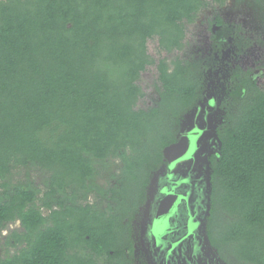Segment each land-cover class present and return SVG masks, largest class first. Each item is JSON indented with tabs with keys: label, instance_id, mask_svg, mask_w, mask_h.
Here are the masks:
<instances>
[{
	"label": "trees",
	"instance_id": "1",
	"mask_svg": "<svg viewBox=\"0 0 264 264\" xmlns=\"http://www.w3.org/2000/svg\"><path fill=\"white\" fill-rule=\"evenodd\" d=\"M206 6L208 0H0V184L7 187L16 168L47 173L41 196L20 184L0 202V225L19 219L24 227L7 244L27 243L0 264L131 263L119 257L131 209L203 95L199 64L179 51L185 25ZM212 22L223 24L220 17ZM149 71L156 103L143 88ZM259 77L264 73L234 72L211 157L205 232L228 264H264ZM108 161L120 166L101 187L104 205L77 200L94 190L98 166Z\"/></svg>",
	"mask_w": 264,
	"mask_h": 264
},
{
	"label": "rangeland",
	"instance_id": "2",
	"mask_svg": "<svg viewBox=\"0 0 264 264\" xmlns=\"http://www.w3.org/2000/svg\"><path fill=\"white\" fill-rule=\"evenodd\" d=\"M257 1L259 0H228L222 6H216L208 0V6L198 13L195 21L185 25V45L183 50L179 51V54H187L188 58L199 64L197 75L203 82V95L199 100L201 109L198 110L195 107L183 116L178 138L183 132H186L192 127L195 128L196 126L194 124H198L200 128L204 129L202 134L206 132L205 134L211 136L213 133H217L216 129L218 125L222 123L228 112L226 107L223 106V102L228 98V91L233 83L232 76L234 72L240 69H246L252 70L256 75L259 72L264 73V0H260L263 4V7L260 6L261 8L257 6ZM216 17H220L223 24L213 23L212 21ZM174 56L175 53L171 54L168 60L174 58ZM148 73L151 74L143 75V88L147 93L149 101L156 103L159 96L157 95L156 86L153 83L154 80L151 77L153 71H149ZM258 81L262 84L264 78L259 77ZM210 98H215L214 106L208 104ZM201 114H203V117ZM202 149L201 147L200 150ZM119 166V161H108L107 165L98 166L97 174L93 179L94 190L87 194L86 199L81 197L80 199L77 198V200H81L80 202H93L96 205L99 203V207H102L107 198L103 197L101 187H107L112 182L113 177L111 175L113 173L118 174ZM159 169L151 171L149 175V182L146 187V195L149 198L147 201L149 203L151 197L154 196V183L158 182L160 178L161 172ZM179 172L184 175L182 170ZM46 177L47 173L36 169L34 166L13 169L6 180L8 183L7 187H3L0 184V202L8 200V196L13 193L14 187L20 184H27L26 186L31 185L36 189L38 188L40 190L39 196H41L43 191L46 190L44 183ZM60 196L61 200L64 201H67V199L70 200L71 198L67 196V193L66 195L65 193H60ZM148 202L142 210L144 214L139 219L134 220V227L138 230L144 228L145 219L148 218L146 214L149 205ZM42 210L47 214L45 209ZM196 221L199 223L196 224ZM202 222H204V231H198L200 232L198 235L199 238H203L205 235L206 215L202 218L195 214L186 220V224L188 225L193 223V225L198 226ZM179 223L177 222V224ZM1 228L0 225V253L4 254ZM175 230L176 228L171 230L170 233L172 235L169 240L175 239V234L173 235V231ZM163 233L164 230H161L160 234L163 235ZM161 238L162 240L159 245L163 243L166 236ZM191 238L187 239V241L192 244ZM135 240L136 252L133 261H135V264H138V259L141 257L140 247L145 243V238L140 235ZM174 246H179V243ZM201 246L205 247L208 252L206 254V249L203 250L200 247L196 253L197 264H228L220 256L216 257L209 252L207 247L208 243L205 239H202ZM7 249L10 250L9 247ZM229 256L232 258V255ZM211 257L212 259L209 261L208 259ZM199 258L201 260L198 263ZM104 259L108 261V259ZM100 261L104 263L103 260ZM229 261L231 264H238L236 260L229 259Z\"/></svg>",
	"mask_w": 264,
	"mask_h": 264
},
{
	"label": "flooded vegetation",
	"instance_id": "3",
	"mask_svg": "<svg viewBox=\"0 0 264 264\" xmlns=\"http://www.w3.org/2000/svg\"><path fill=\"white\" fill-rule=\"evenodd\" d=\"M208 104L214 106L215 98H210ZM196 108L200 110L201 106L199 105ZM194 125L196 126H194L195 128L192 127L181 134L193 135L189 153L173 164H169L165 160V163L159 167L161 174L158 182L154 183V196L151 197L150 203L147 201L149 198L145 194L144 200L131 209L130 226L125 229L127 237L120 240L124 243L121 247L123 248L121 252L124 253L119 252L121 253L119 257L125 260L129 259L131 261L130 264H135V261H133L136 252L135 238L140 235L145 238V243L140 247L141 257L138 259V264H197L196 253L202 247V239H205V236L203 238L198 237L200 234L198 231H204V222L196 226L193 223L191 225L186 224V220L195 214L202 218L208 214L211 157L218 151L219 147L217 133H213L211 136L205 134L206 132L202 134L204 129L200 128L198 124ZM201 147L203 148L202 150H200ZM181 170L184 172V175L180 174L179 171ZM172 193L177 194L175 206L168 214L164 215L167 203H163L160 206V201L164 197L169 196V194L171 196ZM147 202L149 205L146 213L148 218L145 219L146 225L144 223V228L138 230L134 227V220L139 219L144 214L142 210ZM177 222L180 223L177 224ZM198 223L196 221V224ZM1 227V237L3 238L2 243L4 245V254L0 253L1 260L7 256L18 254L21 250L27 248L25 241L14 245V241L11 239L12 245L7 244V239L12 232L17 231L21 233L24 231V227L19 219L6 223L3 226L1 225ZM175 228L176 230L173 231L175 239L169 240L172 235L170 232ZM161 230H164L163 235L160 234ZM165 236L166 239L159 245L162 240L161 237ZM186 238H191L192 244ZM178 243L179 246H174L178 245ZM8 247L10 250L7 249ZM207 247L212 255L219 257L216 250L209 243ZM202 248L203 250L206 249L205 247ZM207 252L206 249L205 253L207 254ZM111 253L115 255L112 250ZM201 258H199L198 263ZM211 259L212 257L208 260L211 261ZM108 262L117 264L115 258H111ZM99 263L105 264L101 261Z\"/></svg>",
	"mask_w": 264,
	"mask_h": 264
},
{
	"label": "water",
	"instance_id": "4",
	"mask_svg": "<svg viewBox=\"0 0 264 264\" xmlns=\"http://www.w3.org/2000/svg\"><path fill=\"white\" fill-rule=\"evenodd\" d=\"M192 140H193V135L191 134L181 135L176 142L166 146L163 149L164 159L169 164H173L176 161H179L180 159L184 158L190 151ZM176 200H177V194L172 193L171 196L169 194V196L164 197L160 201V206L163 203H167V209L164 212L165 213L164 215L168 214L169 211H171L174 208ZM204 236H205V240L209 243L206 232Z\"/></svg>",
	"mask_w": 264,
	"mask_h": 264
}]
</instances>
